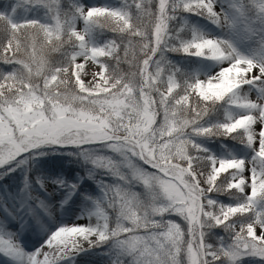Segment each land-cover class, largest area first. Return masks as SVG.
Segmentation results:
<instances>
[{
    "label": "rangeland",
    "instance_id": "374dc122",
    "mask_svg": "<svg viewBox=\"0 0 264 264\" xmlns=\"http://www.w3.org/2000/svg\"><path fill=\"white\" fill-rule=\"evenodd\" d=\"M75 8L49 30L23 26L26 9L0 16L1 58L28 55L31 70L37 50L64 42L70 60L43 79L45 108L0 77V264H264V0ZM89 21L116 39L96 41ZM122 36L148 52L132 57L143 92L123 98L107 66Z\"/></svg>",
    "mask_w": 264,
    "mask_h": 264
},
{
    "label": "trees",
    "instance_id": "16d2710c",
    "mask_svg": "<svg viewBox=\"0 0 264 264\" xmlns=\"http://www.w3.org/2000/svg\"><path fill=\"white\" fill-rule=\"evenodd\" d=\"M78 0H0V16H5L7 11L11 8H17L19 13H22L23 10H28V22H23V26L33 25L37 28H47L54 29L55 25H58L63 19H69L76 15L75 7L77 6ZM94 1V0H91ZM92 36L96 41L97 38L99 40L102 39H116V34L114 32L109 31L105 26L99 25L98 23L92 25V23L86 22ZM20 27V26H18ZM164 33V30H160V37ZM119 38V37H118ZM119 45V52L116 56H112L110 60L107 61L108 66V74L111 76V80L114 82H118L122 84V91L120 92V97H122L124 92H134L139 91V89L144 90V82L143 76L145 73V67L138 61L132 62V59L140 58L143 60L145 56H148V52L144 47V42L139 39H130L128 36H122L120 40L117 41ZM144 43V44H143ZM131 49L128 53H124L126 50ZM68 46L64 44V42H60L59 44H53L49 49H41L37 50L35 54L37 55L38 63L34 64L31 62L32 69L28 70V55H24L22 58H14L6 61L7 59L0 57V77H16L17 80H21L22 82L27 83L29 86L33 87V93L43 100L44 108L47 104L44 103L46 101V95L43 90V79L54 72V70L64 69L70 64L69 56L67 53ZM158 51V47H157ZM133 57V58H132ZM150 61V58L147 62ZM112 73V74H111ZM7 98V97H6ZM6 98L0 99V110L4 111L6 108L11 105L10 101H7ZM87 101L83 102V105H88L94 107H99L98 101L100 98H95V100L85 98ZM109 99V98H108ZM151 99L154 100L152 95ZM54 103H59L63 105V103H68L73 105L74 107L78 105L76 101L69 102L67 99L62 98L60 95H55L53 99ZM94 102V103H93ZM103 106V105H102ZM120 132V133H119ZM119 133V134H118ZM105 136L115 138L116 136L126 137L125 130H119L114 132H104ZM104 134L91 135L93 137H103ZM6 141V140H5ZM6 144V143H5ZM5 144L0 146L5 147ZM49 145V144H47ZM53 164L54 169L58 170L62 159H55ZM45 166H49L50 163L48 161L45 162ZM262 170L264 171V164L262 165ZM249 201V198H246ZM260 202H264V199H259ZM100 209L105 212H109L107 206L105 204H101ZM263 207V206H262ZM259 207L254 210V217L258 221H262L264 218V208ZM112 213L110 212V215ZM113 219V217H111Z\"/></svg>",
    "mask_w": 264,
    "mask_h": 264
},
{
    "label": "bare ground",
    "instance_id": "6f19581e",
    "mask_svg": "<svg viewBox=\"0 0 264 264\" xmlns=\"http://www.w3.org/2000/svg\"><path fill=\"white\" fill-rule=\"evenodd\" d=\"M12 209H13V207H12ZM12 224H13V223H12ZM29 224H30V225H28L29 228H33V227L35 226L36 222H35V221H30ZM12 226L15 228V225H14V224H13ZM13 227H12V228H13ZM95 230H96V229H95ZM94 232H95V231H94ZM36 241H39V239H36ZM42 242H43V241H42ZM46 245H47V244H46ZM77 254L81 255V252L78 251ZM79 255H78L76 258H78Z\"/></svg>",
    "mask_w": 264,
    "mask_h": 264
},
{
    "label": "water",
    "instance_id": "95a60500",
    "mask_svg": "<svg viewBox=\"0 0 264 264\" xmlns=\"http://www.w3.org/2000/svg\"><path fill=\"white\" fill-rule=\"evenodd\" d=\"M96 143H99V142H96ZM93 144H95V143H93ZM86 145H89V143H86ZM34 148H36V147H33L31 150H33ZM27 152H28V151H27ZM145 165H146V167L149 168L150 170H154V168L151 167L149 164L145 163ZM172 179L177 180V179H175V178H172Z\"/></svg>",
    "mask_w": 264,
    "mask_h": 264
}]
</instances>
